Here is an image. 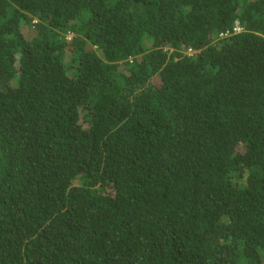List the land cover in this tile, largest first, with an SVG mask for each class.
Returning <instances> with one entry per match:
<instances>
[{
  "label": "trees",
  "instance_id": "trees-1",
  "mask_svg": "<svg viewBox=\"0 0 264 264\" xmlns=\"http://www.w3.org/2000/svg\"><path fill=\"white\" fill-rule=\"evenodd\" d=\"M0 264H264V0H0Z\"/></svg>",
  "mask_w": 264,
  "mask_h": 264
}]
</instances>
